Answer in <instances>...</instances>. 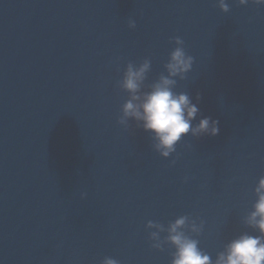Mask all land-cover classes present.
Instances as JSON below:
<instances>
[{
  "label": "water",
  "instance_id": "1",
  "mask_svg": "<svg viewBox=\"0 0 264 264\" xmlns=\"http://www.w3.org/2000/svg\"><path fill=\"white\" fill-rule=\"evenodd\" d=\"M226 3L0 0V264H170L146 224L180 215L203 221L195 238L213 259L259 234L243 218L264 175V6ZM176 36L194 62L175 90L200 109L194 124L220 131L165 158L118 123V81L144 58L145 83L157 79Z\"/></svg>",
  "mask_w": 264,
  "mask_h": 264
},
{
  "label": "clouds",
  "instance_id": "2",
  "mask_svg": "<svg viewBox=\"0 0 264 264\" xmlns=\"http://www.w3.org/2000/svg\"><path fill=\"white\" fill-rule=\"evenodd\" d=\"M219 8L227 12L226 0H217ZM240 5L249 0H238ZM256 5L264 6V0H252ZM129 28H135L136 21L129 19ZM175 47L170 51L164 64L165 71L158 78L146 84L151 69V60L144 58L140 63L129 61L124 69L122 79L118 81L121 89L128 93V98L121 105L118 123L125 128L129 120L135 121L136 127L143 128L151 134L152 147L162 157H169L176 152V145L183 137L191 134L199 138L203 135L215 136L219 133V121L210 116H200V109L186 91H176L178 80H185L192 70L194 57L184 48L181 37L172 38ZM197 101L200 96L197 94ZM175 163V160L172 161ZM256 200L252 210L243 218L248 227L258 230L259 234L244 231L229 240L222 251L213 259L209 253L199 247L198 237L203 228V221L180 215L167 226L148 220L151 247L163 250L171 245L170 264H264V175L254 188ZM85 193H81L83 197ZM166 233V235H161ZM101 264H120L118 259L106 256Z\"/></svg>",
  "mask_w": 264,
  "mask_h": 264
}]
</instances>
